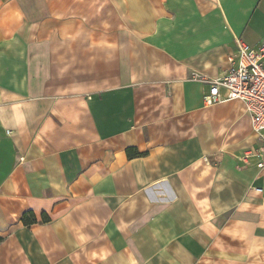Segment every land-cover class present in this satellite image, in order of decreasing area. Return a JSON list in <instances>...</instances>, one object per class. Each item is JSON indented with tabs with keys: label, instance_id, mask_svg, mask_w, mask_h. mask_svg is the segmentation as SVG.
<instances>
[{
	"label": "crops",
	"instance_id": "0c3cea01",
	"mask_svg": "<svg viewBox=\"0 0 264 264\" xmlns=\"http://www.w3.org/2000/svg\"><path fill=\"white\" fill-rule=\"evenodd\" d=\"M238 40L264 0H0V264H264L261 143L203 100Z\"/></svg>",
	"mask_w": 264,
	"mask_h": 264
},
{
	"label": "built area",
	"instance_id": "2783aa9c",
	"mask_svg": "<svg viewBox=\"0 0 264 264\" xmlns=\"http://www.w3.org/2000/svg\"><path fill=\"white\" fill-rule=\"evenodd\" d=\"M230 66L217 79H204L208 92L203 96L205 105L240 101L250 119V126L261 143V148L247 152L241 160L256 159L258 168L264 167V41L252 47L244 41L236 42L235 54L229 57Z\"/></svg>",
	"mask_w": 264,
	"mask_h": 264
},
{
	"label": "trees",
	"instance_id": "16d2710c",
	"mask_svg": "<svg viewBox=\"0 0 264 264\" xmlns=\"http://www.w3.org/2000/svg\"><path fill=\"white\" fill-rule=\"evenodd\" d=\"M127 154L129 156H132L134 155V153H131L130 150L127 151ZM42 220L43 221H46L47 218L45 216L42 217ZM21 221L23 222L24 225H30L32 223H35L36 219H35V216L33 215V213L29 212V213H25L23 214L22 218H21Z\"/></svg>",
	"mask_w": 264,
	"mask_h": 264
}]
</instances>
